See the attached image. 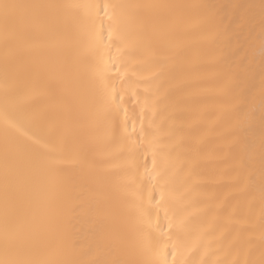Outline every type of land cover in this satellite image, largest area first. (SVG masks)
<instances>
[{
	"label": "bare ground",
	"instance_id": "6f19581e",
	"mask_svg": "<svg viewBox=\"0 0 264 264\" xmlns=\"http://www.w3.org/2000/svg\"><path fill=\"white\" fill-rule=\"evenodd\" d=\"M0 2V260L264 264V0ZM105 4L146 6L119 63ZM31 137L63 143L58 193Z\"/></svg>",
	"mask_w": 264,
	"mask_h": 264
},
{
	"label": "snow or ice",
	"instance_id": "6c2138e0",
	"mask_svg": "<svg viewBox=\"0 0 264 264\" xmlns=\"http://www.w3.org/2000/svg\"><path fill=\"white\" fill-rule=\"evenodd\" d=\"M21 6L0 2V15H2L5 25L10 21L12 11ZM41 7V6H33ZM141 5H123V4H105L101 11L103 16L106 17L108 21L107 34L100 31L98 28L93 27L89 32V42L95 47H103L105 54L109 59L115 58L116 62L119 63L121 53L124 49L130 45V37L127 30V23L130 16L129 9H139ZM99 16V13H97ZM113 54L115 56L113 57ZM116 89L108 88L105 91V99L108 102L112 100V94ZM5 121L13 128L18 127L16 117L9 112L8 101L5 100ZM33 144L38 145V151L36 157L33 161V169L35 174V179L41 187L53 192H59L62 187L61 175H62V165L65 160L62 156L63 143L58 138H52L47 141H42L38 138L31 137ZM153 167L155 168V158H153ZM155 179V175L153 176ZM161 199H163V194H161ZM173 227L172 222H169V229ZM171 239V237H169ZM175 248V245H173ZM0 264H26L23 261H12V260H0ZM158 264H169L167 258H164L158 262Z\"/></svg>",
	"mask_w": 264,
	"mask_h": 264
}]
</instances>
